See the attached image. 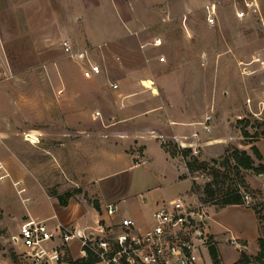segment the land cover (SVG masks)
Here are the masks:
<instances>
[{
	"label": "rangeland",
	"instance_id": "1",
	"mask_svg": "<svg viewBox=\"0 0 264 264\" xmlns=\"http://www.w3.org/2000/svg\"><path fill=\"white\" fill-rule=\"evenodd\" d=\"M241 1L0 0V264H30L13 236L31 215L70 202L87 214L114 202L120 213L100 220L113 225L150 196L214 197L206 203L218 238L208 233L221 264L259 254L252 223L256 213L264 236V173L243 170L252 205H217L237 186L234 170L220 176L222 192L204 191L212 166L225 169L234 148L251 153L264 141V0L244 18ZM91 64L101 72L86 76ZM144 137L192 147L187 159L209 167L190 172L182 155L176 165L153 140L148 162L135 165ZM105 142L113 156L102 153ZM210 245L199 264H215ZM77 248L74 240L75 256Z\"/></svg>",
	"mask_w": 264,
	"mask_h": 264
},
{
	"label": "built area",
	"instance_id": "2",
	"mask_svg": "<svg viewBox=\"0 0 264 264\" xmlns=\"http://www.w3.org/2000/svg\"><path fill=\"white\" fill-rule=\"evenodd\" d=\"M256 10H260L259 0H242L237 15L244 18ZM216 17V7L212 5L208 22L215 23ZM62 44L72 50L68 40ZM100 72L99 65L91 64L86 76ZM211 120L212 115H206L203 124L207 130H211ZM135 158V165L148 162L145 153H138ZM243 195L245 204L252 205V195L245 190ZM207 205L190 200L188 195H178L158 204L151 223L144 227L134 217L123 215L119 224L108 225L99 220L91 231L60 220L51 223L52 217L31 215L20 224L13 240L23 248L22 254L30 264H78V259L89 255L108 264H199L203 247L211 244ZM106 213L109 216L120 212L113 202L106 204ZM74 240L78 241V256L73 254Z\"/></svg>",
	"mask_w": 264,
	"mask_h": 264
},
{
	"label": "trees",
	"instance_id": "3",
	"mask_svg": "<svg viewBox=\"0 0 264 264\" xmlns=\"http://www.w3.org/2000/svg\"><path fill=\"white\" fill-rule=\"evenodd\" d=\"M254 142V141H251ZM165 149L170 153L172 157H177L182 155L185 158L186 166L190 170V172L195 171L196 169L207 170L210 162L205 160H199L196 155H193L192 159H187V156L193 154L192 147H182L178 143L174 142H163L162 143ZM252 152L250 153L247 149L234 148L233 153L229 154L226 157L223 166L225 169H221L220 167L212 166V179L205 184L204 191L209 194V196L215 195L217 193V189L222 192V188H220V176H225L229 173L230 170H234L237 175V186L235 188L227 189L223 191L222 194L218 197L217 205L219 207H224L227 205H244V188H250L248 181L246 180L243 170L244 169H254L257 173H264V162H263V154L259 147L254 143L251 146ZM255 157L261 159L259 163L256 164ZM228 170V171H227ZM187 175H182L185 177ZM193 188H195V183L192 184ZM243 186V189L240 187ZM245 186V187H244ZM69 194H71L69 192ZM205 200V199H204ZM214 197L211 199H206L205 201L213 202ZM66 203V200H64ZM96 206L98 210H100V204L96 202ZM259 242L261 244L260 252L256 257H252L250 254L242 251L238 260L233 262L232 264H264V236H260ZM210 252L212 255L213 262L215 264H221V259L217 254L215 249V244H211ZM97 257L89 255L88 257H82L77 260L78 264H94L99 262Z\"/></svg>",
	"mask_w": 264,
	"mask_h": 264
},
{
	"label": "crops",
	"instance_id": "4",
	"mask_svg": "<svg viewBox=\"0 0 264 264\" xmlns=\"http://www.w3.org/2000/svg\"><path fill=\"white\" fill-rule=\"evenodd\" d=\"M136 138L137 137H135V140H136ZM139 138H143V137L140 136ZM144 138L145 139H143L144 141H143L142 144L145 146L144 150H143V152L146 153L145 155H147V153L150 152V146L148 144V141H152L153 140L155 142H158L159 146L164 150L167 159H169L170 161H173L174 163H176L177 158L176 157H172L170 155V153L162 145V141L161 140H158V139L153 138V137H144ZM139 141L141 142V139H139ZM263 142L264 141H259L257 143V146L259 147V149L261 150V152H262V154L264 156V152L262 151V148H261V143H263ZM124 143L126 144L125 141H124ZM103 147H104V149H103L102 153H104V155H107V156H113L114 155L115 150L112 148V143H110V142L106 143L105 142V143H103ZM125 153H127V152L125 151ZM129 155H131V154L129 153ZM263 162H264V158H263ZM176 165H177V163H176ZM186 168H187V166H186ZM97 169H98V167H97ZM178 170H179V168H178ZM179 172L181 173V170ZM181 174L184 175L186 173L184 172V173H181ZM181 174H180V177H181ZM100 177H102V176H100ZM169 199H171V198L167 199L164 196H150L149 202L148 201L145 202V204H144L145 206L144 207L139 208L136 205L135 206L132 205L127 211L137 221L139 219L138 217L142 216V218H140L139 221H140V223L141 222L144 223L145 226H146V225L151 223L152 213L155 210V208L157 207V205L160 204L161 202L167 201ZM227 206H230V205H227ZM227 206H224L223 208H220V210L221 209H225ZM242 206H245V205H242ZM101 209L102 210H100V211H102V212H100V211L98 212V210H93V211H89L86 214V213L83 212L82 209L79 208V206H77L74 203L72 204L70 202L68 204L67 208H65L63 211L55 210L52 213L47 214L44 218L52 217V219H55L57 221L60 220V221H62L64 223H72V224L76 225L78 228H82V229H86L87 231H91V230L95 229V227L97 226V224H98L99 220H101V218H103V217L107 218V219L109 218L107 216V213H106V203L101 205ZM67 210H69V211H67ZM137 210H139V211H137ZM139 212H140V214H139ZM217 212H219V209L217 210ZM253 216H255L254 219L257 221V222L254 221L252 223L253 228H255V231H254L255 232V237L259 238L260 237L259 221H258L256 213H253ZM213 222H215V221L212 220V223H210V225H209L207 230L210 232V235L213 238L217 239L218 238L217 237L218 236V234H217L218 231H217L215 223H213ZM236 230L241 235H244L246 233V229L243 226H240V225L236 226Z\"/></svg>",
	"mask_w": 264,
	"mask_h": 264
}]
</instances>
